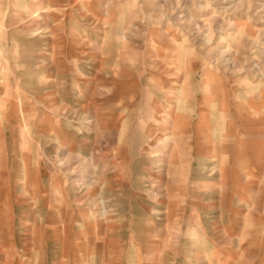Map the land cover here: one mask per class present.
I'll return each mask as SVG.
<instances>
[{"label": "rangeland", "instance_id": "obj_1", "mask_svg": "<svg viewBox=\"0 0 264 264\" xmlns=\"http://www.w3.org/2000/svg\"><path fill=\"white\" fill-rule=\"evenodd\" d=\"M260 150L264 0H0V264L195 261L194 205L235 200Z\"/></svg>", "mask_w": 264, "mask_h": 264}, {"label": "crops", "instance_id": "obj_2", "mask_svg": "<svg viewBox=\"0 0 264 264\" xmlns=\"http://www.w3.org/2000/svg\"><path fill=\"white\" fill-rule=\"evenodd\" d=\"M21 106V115H28L30 104L24 102ZM21 119L13 125L9 123L8 128L15 131L12 134L13 139L17 138L15 160L21 163L23 169L18 171L17 179L26 182L25 189L20 193L27 194V179L35 177L39 181L41 178L38 169L39 144L34 141L28 144V139H20L26 127L23 116ZM260 151V169L242 171L246 188L236 192L235 200L224 202L221 193L220 199L211 206L209 203L194 205L196 209L209 208L215 212L210 215L198 213L184 224V234L196 235L186 238L187 241L197 242L192 257H187L196 256L195 261L188 260V264H264V153ZM12 185V175L6 172L0 174V186L4 187L5 193ZM28 194L34 195L33 191ZM32 198H26V202L30 203L29 207L38 208V205L32 204Z\"/></svg>", "mask_w": 264, "mask_h": 264}]
</instances>
